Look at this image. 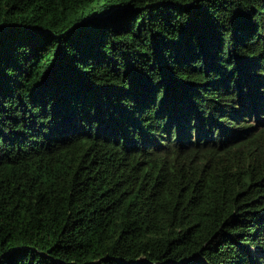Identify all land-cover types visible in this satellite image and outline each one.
I'll return each instance as SVG.
<instances>
[{"label":"trees","instance_id":"1","mask_svg":"<svg viewBox=\"0 0 264 264\" xmlns=\"http://www.w3.org/2000/svg\"><path fill=\"white\" fill-rule=\"evenodd\" d=\"M0 264H264V0H0Z\"/></svg>","mask_w":264,"mask_h":264}]
</instances>
